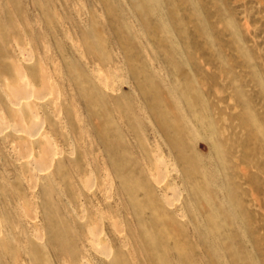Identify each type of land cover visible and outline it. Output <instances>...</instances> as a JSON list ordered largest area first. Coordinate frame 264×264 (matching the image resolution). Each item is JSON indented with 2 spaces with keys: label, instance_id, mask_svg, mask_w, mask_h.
Wrapping results in <instances>:
<instances>
[{
  "label": "rangeland",
  "instance_id": "374dc122",
  "mask_svg": "<svg viewBox=\"0 0 264 264\" xmlns=\"http://www.w3.org/2000/svg\"><path fill=\"white\" fill-rule=\"evenodd\" d=\"M0 264H264V0H0Z\"/></svg>",
  "mask_w": 264,
  "mask_h": 264
},
{
  "label": "bare ground",
  "instance_id": "6f19581e",
  "mask_svg": "<svg viewBox=\"0 0 264 264\" xmlns=\"http://www.w3.org/2000/svg\"><path fill=\"white\" fill-rule=\"evenodd\" d=\"M27 63H28V62H27ZM34 65H35V64H34ZM35 66H36V65H35ZM39 66H40V65H39ZM39 69H40V68H39ZM30 72H32V71H30ZM19 74H20V73H19ZM33 74H34V73H33ZM42 80H43V79H42ZM9 85H10V84H9ZM28 87H29V86H28ZM31 88H32V87H31ZM29 89H30V88H29ZM12 90H15V89L12 88ZM28 93H29V92H28ZM31 94H32V93H31ZM31 94H30V95H31ZM51 94H52V93H51ZM13 95H14V94H13ZM27 95H28V94H27ZM26 99H27V97H26ZM23 102H24V101H23ZM25 105H26V104H25ZM25 105H24V106H25ZM13 108H14V107H13ZM31 111H32V109H31ZM32 114H33V113H32ZM22 132H23V131H22ZM23 133H24V132H23ZM27 136H28V135H27ZM26 139H27V138H26ZM27 140H28V139H27ZM46 147H47V146H46ZM38 172H39V171H38ZM92 239H93V238H92ZM157 239H158V238H157ZM94 242H95V241H94Z\"/></svg>",
  "mask_w": 264,
  "mask_h": 264
}]
</instances>
